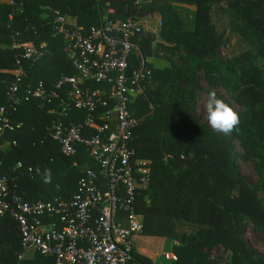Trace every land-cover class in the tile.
<instances>
[{"label": "trees", "instance_id": "obj_1", "mask_svg": "<svg viewBox=\"0 0 264 264\" xmlns=\"http://www.w3.org/2000/svg\"><path fill=\"white\" fill-rule=\"evenodd\" d=\"M17 1L22 7L0 0V42L6 44L0 47V106L5 104L7 72L14 67L17 53L9 45L14 32L21 34L20 42L37 47L46 43L42 58L27 68L23 89L76 73L65 56V40L54 34L50 10L75 17L83 29L108 19L138 20L147 9L160 13V37L180 52L172 54L170 77L152 85L153 73L145 61L150 40L134 37L141 59L134 55L129 59L131 68L144 62L149 71L142 82L144 93L129 106L139 120L130 147L135 158L150 163L149 185L139 191L136 202L143 221L141 235L176 241L173 264H211L213 248L229 254L226 264H264V258L243 237L248 223L264 236V202L258 196L264 193V69L257 65L264 60V0H148L139 7L135 0H123L109 5L113 15L106 13L108 5L103 0ZM171 3L194 6L192 30H185L179 8ZM221 4L229 13L231 29L245 42L241 53L225 59L218 51L229 40L211 21L213 7ZM9 13L14 14L11 24ZM200 78L209 88L221 86L227 91L238 83L232 98L242 109L236 111L240 125L230 135L218 134L196 117ZM10 118L20 125L0 138V146H6L0 147V173L10 174L18 162L25 168H39L40 174H28L22 168L14 177L17 191L28 201L70 198L84 170L97 169L83 148L73 157L60 153L58 144L49 138L56 117L37 102L21 104ZM230 139L238 141L241 153L233 151ZM237 159L254 162L255 184L248 185L240 176ZM45 170H50L49 183L44 182ZM20 240L17 223L0 218V264L16 263ZM137 260L151 264L140 255Z\"/></svg>", "mask_w": 264, "mask_h": 264}, {"label": "built area", "instance_id": "obj_2", "mask_svg": "<svg viewBox=\"0 0 264 264\" xmlns=\"http://www.w3.org/2000/svg\"><path fill=\"white\" fill-rule=\"evenodd\" d=\"M7 2L22 7L17 0ZM148 2L135 0L134 5ZM53 14L54 34L64 38L76 73L23 89L27 68L42 58L45 46L20 42L21 34L14 32L10 48L17 53L7 72L5 104L0 106V138L17 128L10 118L17 107L35 101L56 117L49 136L60 153L73 157L83 148L97 169L84 170L70 198L47 201H28L19 194L10 174L25 168L21 162L10 174L0 173V218L15 221L21 238L15 264L27 249L53 258L56 264H144L137 260L134 241L143 229L136 202L139 191L149 185L150 163L135 158L130 147L139 120L129 108L144 93L142 82L149 76L144 62L137 68L129 66L132 55L141 59L134 37L143 34L142 16L103 20L83 29L59 11ZM13 15L7 16L9 24ZM79 114L80 119L73 117ZM25 172L40 174V169L26 167ZM164 257L177 260L175 254Z\"/></svg>", "mask_w": 264, "mask_h": 264}, {"label": "rangeland", "instance_id": "obj_3", "mask_svg": "<svg viewBox=\"0 0 264 264\" xmlns=\"http://www.w3.org/2000/svg\"><path fill=\"white\" fill-rule=\"evenodd\" d=\"M224 8L222 6L219 8L217 12V16L221 14V11L225 12ZM146 12L149 13L151 16L153 15V10L147 9ZM213 17L214 19H212V15H211V21L214 23L215 29L218 32H224L225 38H228L229 40L226 48L220 49L218 51L219 55L225 59V58H229V57H232V56H235L241 53L245 48L244 47L245 43L237 34L233 32V30L230 27V23H229L228 28L221 31L220 30L221 25H219V22H217L219 21V19H215L216 17L215 14H213ZM193 25H194L193 22L189 23V25L185 26V30H188V31L192 30ZM179 53L180 52H175L176 55ZM257 65L259 68L264 69V60H259L257 62ZM235 87H238V83H235L234 88ZM234 88L228 91L222 88L221 86H217L216 88H209V86L205 83V81L202 78H200L198 96H197V99L194 105V113L196 117L200 120V122L206 124L211 130H213L209 126V123L207 120V113L205 110V102L208 98L209 91L217 92L224 99H226L227 101L231 103L235 111L241 112L242 111L241 107L232 98ZM16 125H20V124L18 123ZM218 134L226 136L223 133H218ZM230 144L232 145L234 152L241 153V148L237 140L230 139ZM237 166L239 169L240 176L245 180V182L248 185H253L258 181V175L255 172L253 161L251 160L243 161L241 159H237ZM258 196L264 202V193H259ZM140 237L143 238L142 236ZM243 237L248 242V244L261 257L264 258V236L260 232L256 231L251 223H248V225L245 227L243 231ZM147 239L150 245L147 247L148 249H145V251H147L145 255L148 258H150L152 261H154V264H173L172 260L165 259L164 254H166V252L169 254H175L173 251V246L177 244L176 241H174L172 238L157 237V236L150 237V238L147 237ZM141 252H144V251H141ZM228 258H229V254L223 248H213L210 251L211 264H226L228 261Z\"/></svg>", "mask_w": 264, "mask_h": 264}, {"label": "crops", "instance_id": "obj_4", "mask_svg": "<svg viewBox=\"0 0 264 264\" xmlns=\"http://www.w3.org/2000/svg\"><path fill=\"white\" fill-rule=\"evenodd\" d=\"M103 1H105L106 5H108V8L106 9V13L113 15L114 14V8L110 7L109 5L113 4L115 2L123 1V0H103ZM171 4L173 6H176L179 8V10H178L179 19L184 23L185 26H187V25H189V23L193 22L194 10H195L194 6L182 5V4H178V3H171ZM221 6L223 8L225 7L224 8L225 12L221 11V14L219 16H217V12ZM54 11H56V10H54ZM54 11L50 10V13L53 15V19H54V14H53ZM145 13H142L140 15V16H142V19L139 18L141 20V23H142V26L144 29V32H143L141 38H144L146 40L151 41L150 47L146 48L147 51H146L145 61L147 63L148 69L151 70L153 73L154 81H153L152 85L155 87V86L159 85L158 82H162L163 80L168 79L170 77L171 61H173L172 54L174 51H173V45L165 42L160 37V27H161V15H160V13L157 10H153L152 16L151 15L146 16ZM213 14H215V16H216L215 19H219V21H217V22H219V25H221V27H220L221 31H223L224 29L229 27L230 17H229L228 11L226 10L225 4H221L220 6L213 7L212 12H211L212 19H214ZM63 15H66V14H63ZM66 16H67V20L69 22L70 21H76L77 22V19L75 17H71L69 15H66ZM7 21H8V18H7ZM41 45H44L46 48L45 42H42ZM5 46H6V44H3L2 42H0V47H5ZM65 47H66V43L64 45V52H65L66 58L68 59L67 53L65 51ZM244 47H245V45H244ZM0 147L2 149H4L6 146H5V144H3ZM140 236H142L143 238H141ZM147 237L150 238V237H155V236L137 235L134 237V241L136 243V247L138 250L137 255L146 257L147 259L150 260L151 264H154V261H152L150 258H148L145 255L147 252V251H145V249H148L147 247L150 245ZM141 251H144V252H141ZM20 264H56V262L53 258L39 256V255H37V253L34 250L27 249L23 253V258H22Z\"/></svg>", "mask_w": 264, "mask_h": 264}, {"label": "clouds", "instance_id": "obj_5", "mask_svg": "<svg viewBox=\"0 0 264 264\" xmlns=\"http://www.w3.org/2000/svg\"><path fill=\"white\" fill-rule=\"evenodd\" d=\"M205 110L209 126L218 133H223L226 136L230 135L240 125L239 114L224 100L217 98L214 91L208 94ZM50 179V170H45L44 182L49 183Z\"/></svg>", "mask_w": 264, "mask_h": 264}, {"label": "water", "instance_id": "obj_6", "mask_svg": "<svg viewBox=\"0 0 264 264\" xmlns=\"http://www.w3.org/2000/svg\"><path fill=\"white\" fill-rule=\"evenodd\" d=\"M129 74H130V69L127 68V69L125 70V75H126L127 77H129ZM49 138L51 139L50 136H49ZM185 155H186V147L183 148V156H185ZM14 175H15V173H11V174H10V177H11V178H14Z\"/></svg>", "mask_w": 264, "mask_h": 264}]
</instances>
